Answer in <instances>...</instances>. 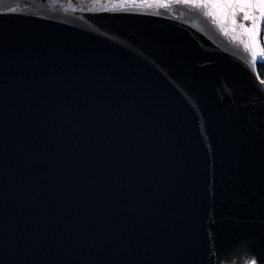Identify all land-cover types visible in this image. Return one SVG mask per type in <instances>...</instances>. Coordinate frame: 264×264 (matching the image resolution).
<instances>
[{
    "label": "water",
    "instance_id": "obj_1",
    "mask_svg": "<svg viewBox=\"0 0 264 264\" xmlns=\"http://www.w3.org/2000/svg\"><path fill=\"white\" fill-rule=\"evenodd\" d=\"M264 0H0V264H264Z\"/></svg>",
    "mask_w": 264,
    "mask_h": 264
},
{
    "label": "bare ground",
    "instance_id": "obj_2",
    "mask_svg": "<svg viewBox=\"0 0 264 264\" xmlns=\"http://www.w3.org/2000/svg\"><path fill=\"white\" fill-rule=\"evenodd\" d=\"M233 264H256L254 259L249 256H244L239 261L233 263Z\"/></svg>",
    "mask_w": 264,
    "mask_h": 264
},
{
    "label": "trees",
    "instance_id": "obj_3",
    "mask_svg": "<svg viewBox=\"0 0 264 264\" xmlns=\"http://www.w3.org/2000/svg\"><path fill=\"white\" fill-rule=\"evenodd\" d=\"M257 70L261 78H264V60L257 63Z\"/></svg>",
    "mask_w": 264,
    "mask_h": 264
},
{
    "label": "rangeland",
    "instance_id": "obj_4",
    "mask_svg": "<svg viewBox=\"0 0 264 264\" xmlns=\"http://www.w3.org/2000/svg\"><path fill=\"white\" fill-rule=\"evenodd\" d=\"M261 42H262V47H263V52H264V26L262 28Z\"/></svg>",
    "mask_w": 264,
    "mask_h": 264
},
{
    "label": "snow or ice",
    "instance_id": "obj_5",
    "mask_svg": "<svg viewBox=\"0 0 264 264\" xmlns=\"http://www.w3.org/2000/svg\"><path fill=\"white\" fill-rule=\"evenodd\" d=\"M262 83H264V81H262Z\"/></svg>",
    "mask_w": 264,
    "mask_h": 264
}]
</instances>
